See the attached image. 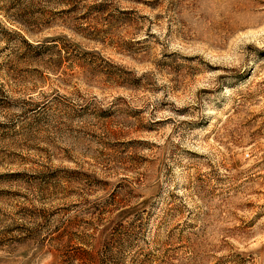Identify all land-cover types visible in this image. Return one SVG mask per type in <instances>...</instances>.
<instances>
[{"label": "rangeland", "instance_id": "374dc122", "mask_svg": "<svg viewBox=\"0 0 264 264\" xmlns=\"http://www.w3.org/2000/svg\"><path fill=\"white\" fill-rule=\"evenodd\" d=\"M0 264H264V0H0Z\"/></svg>", "mask_w": 264, "mask_h": 264}]
</instances>
